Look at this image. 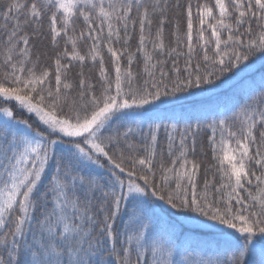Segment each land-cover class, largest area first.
Listing matches in <instances>:
<instances>
[{"label":"snow or ice","instance_id":"obj_1","mask_svg":"<svg viewBox=\"0 0 264 264\" xmlns=\"http://www.w3.org/2000/svg\"><path fill=\"white\" fill-rule=\"evenodd\" d=\"M0 264H264V0H0Z\"/></svg>","mask_w":264,"mask_h":264}]
</instances>
